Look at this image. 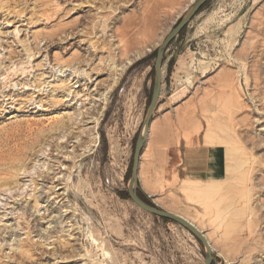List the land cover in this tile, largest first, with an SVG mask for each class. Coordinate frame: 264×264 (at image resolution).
<instances>
[{
	"label": "rangeland",
	"instance_id": "rangeland-1",
	"mask_svg": "<svg viewBox=\"0 0 264 264\" xmlns=\"http://www.w3.org/2000/svg\"><path fill=\"white\" fill-rule=\"evenodd\" d=\"M196 1L0 0V264L206 263L129 195ZM139 191L214 264H264V0H209L167 48Z\"/></svg>",
	"mask_w": 264,
	"mask_h": 264
},
{
	"label": "water",
	"instance_id": "water-1",
	"mask_svg": "<svg viewBox=\"0 0 264 264\" xmlns=\"http://www.w3.org/2000/svg\"><path fill=\"white\" fill-rule=\"evenodd\" d=\"M208 1L209 0H197L196 2H194L193 6L187 12L185 17L180 21L176 28H174V30L167 36V38L157 51V60L155 65L156 81L153 89L152 101L144 123V128L139 134L136 144V149L133 158L132 177L129 187V195L131 200L143 210L155 216L176 222L177 224H180L181 226L186 228L194 237H196L205 246V264H214L216 262L214 251L204 233H202L195 225H193L186 219L176 214L167 212L159 208L158 206H151L144 202L139 196V170L141 164V157L145 144L147 142L154 112L158 105L163 88V68L166 50L170 46V44L176 39V37L179 36L187 28L190 22L194 19L195 16H197V14L204 7V5H206Z\"/></svg>",
	"mask_w": 264,
	"mask_h": 264
},
{
	"label": "bare ground",
	"instance_id": "bare-ground-1",
	"mask_svg": "<svg viewBox=\"0 0 264 264\" xmlns=\"http://www.w3.org/2000/svg\"><path fill=\"white\" fill-rule=\"evenodd\" d=\"M56 171V170H55ZM48 175H50V173H47ZM45 175V176H42L43 177V181H45L46 179H50V176H48V175ZM54 177H52V180H54V178H55V172H54ZM32 184V183H31ZM44 193V192H43ZM32 198H40V197H36V195H34ZM36 208H40L41 207V204H40V202H39V200L38 199H36V206H35ZM39 211V210H38ZM179 216V215H178ZM181 217V216H180ZM183 218V217H182ZM185 219V218H184ZM187 220V219H186ZM188 221V220H187ZM190 222V221H189ZM190 223H192V222H190ZM193 224V223H192ZM194 225V224H193ZM196 226V225H195ZM197 227V226H196ZM198 228V227H197ZM202 232V231H201ZM203 233V232H202ZM205 235V234H204ZM206 236V235H205ZM207 238V237H206ZM209 242V241H208ZM210 243V242H209ZM211 245V244H210ZM212 246V245H211Z\"/></svg>",
	"mask_w": 264,
	"mask_h": 264
},
{
	"label": "trees",
	"instance_id": "trees-1",
	"mask_svg": "<svg viewBox=\"0 0 264 264\" xmlns=\"http://www.w3.org/2000/svg\"><path fill=\"white\" fill-rule=\"evenodd\" d=\"M139 196L141 197V199H142L144 202H146L147 204L150 205V203H149L148 201H146V199H144V198L141 196L140 191H139Z\"/></svg>",
	"mask_w": 264,
	"mask_h": 264
}]
</instances>
